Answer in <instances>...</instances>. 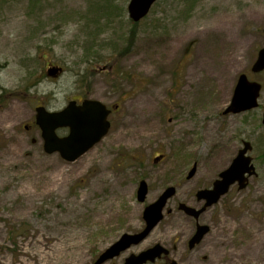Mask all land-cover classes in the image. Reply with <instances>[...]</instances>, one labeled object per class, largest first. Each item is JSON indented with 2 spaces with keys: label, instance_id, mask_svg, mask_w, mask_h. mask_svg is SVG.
<instances>
[{
  "label": "rangeland",
  "instance_id": "374dc122",
  "mask_svg": "<svg viewBox=\"0 0 264 264\" xmlns=\"http://www.w3.org/2000/svg\"><path fill=\"white\" fill-rule=\"evenodd\" d=\"M49 2L29 13V0H0V264H92L122 235L145 228L146 207L170 187L176 194L164 221L105 264L158 243L184 254L180 235L190 223L167 209L212 189L244 141L257 175L212 206L215 227L192 264H264V72L251 71L264 47V0H158L138 23L131 52L108 48L98 64L83 61L89 43L81 34L93 28L84 32L85 19L72 14L96 19L100 3L113 10L101 16L103 38L122 46L137 25L130 0ZM51 64L65 73L46 77ZM243 74L263 85L259 108L223 115ZM83 98L120 106L109 134L75 162L47 154L36 108L58 111Z\"/></svg>",
  "mask_w": 264,
  "mask_h": 264
},
{
  "label": "water",
  "instance_id": "95a60500",
  "mask_svg": "<svg viewBox=\"0 0 264 264\" xmlns=\"http://www.w3.org/2000/svg\"><path fill=\"white\" fill-rule=\"evenodd\" d=\"M156 2L157 0H131L128 5L129 18L133 22L139 23L147 17ZM62 71L63 69L60 67H51L48 70V76L56 78ZM252 71L254 73L264 71V48L259 51ZM261 91L262 85L260 83L250 81L246 75H241L234 90L231 103L224 113L240 114L258 108ZM36 112V124L42 131L45 152L49 155L59 153L62 159L67 162H74L86 154L106 137L111 128L108 120L111 110L97 100L87 99L81 104L71 101L60 112H51L45 107H38ZM62 128H68L69 134L61 138L57 135V130ZM252 149L251 143L245 142L243 149L238 152L231 166L220 174L219 180L214 182L213 188L201 190L197 193L199 201H206L202 210L198 211L184 203L180 204V210L190 216L197 217L207 208L217 204L230 191L232 186L238 184L239 191L246 189L250 178L256 175V168L252 163L253 159L249 156ZM162 159L163 157H158L154 162L157 163ZM196 170V166L193 167L188 175V180L195 176ZM148 193L149 187L146 181H141L137 191V200L140 203H144ZM175 194L176 189L170 187L156 202L146 207L143 213V219L146 223L144 230L138 234H124L116 243L102 253L94 264H105L131 247L141 244L162 221L167 203ZM208 231V227L198 226L196 235L190 241V247L193 248L200 243ZM167 253L168 251L162 245L156 244L140 254L130 255L124 264L155 263L162 254L166 255ZM170 264H176V262Z\"/></svg>",
  "mask_w": 264,
  "mask_h": 264
},
{
  "label": "trees",
  "instance_id": "16d2710c",
  "mask_svg": "<svg viewBox=\"0 0 264 264\" xmlns=\"http://www.w3.org/2000/svg\"><path fill=\"white\" fill-rule=\"evenodd\" d=\"M49 1L50 0H29V4H28L29 13L30 12L39 13L40 11H43L44 10L43 7L47 4H49L50 3ZM103 3H104V1H103ZM109 4H110V2L107 1L106 5H109ZM112 6L114 7V4H112ZM95 7L96 6H94V8ZM97 11L98 12L101 11V14L99 16H97L96 19L93 16L90 17L87 13L77 12L75 14H72V20H76L77 18H84L85 19L84 32L89 31L88 27L90 29L93 28V30H94V33L92 30L90 33H87V34L82 33L81 34V36H83L84 39L89 43L88 46L86 48H84L86 52H84L85 58L83 59V61H87V62L89 61L88 63L94 62L96 64L102 62L103 61L102 54H104V52L106 50H108V48H110L109 51L113 52L112 53L113 55L116 54V55H121L122 57H124L127 54H129L131 52L130 44L132 43V45H133V42L137 39V36H138V32L136 31L138 24L135 25L134 29L130 31V35L128 37H126V33L124 34V36H123V41L125 42L124 45L118 46L116 41H111V39L109 40L107 38H103L105 36L106 32L102 33L105 30V26H102L104 24V19H102V18L105 17L108 19L109 17H111L113 10L106 9V7L102 6V3H100V4H98ZM62 15H63V13H62ZM101 16H102V18H101ZM67 23L68 22H65L64 24H67ZM79 25H81V22L79 23ZM103 41L106 44H104ZM109 62H107L105 64V66H108ZM105 66H104V69H106ZM88 72L89 71H86V73H88Z\"/></svg>",
  "mask_w": 264,
  "mask_h": 264
},
{
  "label": "flooded vegetation",
  "instance_id": "af4514ba",
  "mask_svg": "<svg viewBox=\"0 0 264 264\" xmlns=\"http://www.w3.org/2000/svg\"><path fill=\"white\" fill-rule=\"evenodd\" d=\"M77 100H79V99H77ZM117 111L118 110H114L112 112V114L117 112ZM111 126H112V123H111ZM65 131H67V130H65ZM196 198H197V194H196ZM205 204H206V201H199L197 199L196 202L193 205H191V207H193L196 210L200 211V210H202L204 208ZM179 205L177 207V210H175V211L172 210L171 208L167 209V215L176 214V216L182 217L185 220H187L188 223H190V231L189 232H185V233L180 235L181 240L184 241L185 253L178 256V255L174 254L175 252H174L173 248H168L165 245L163 246L162 244H160L168 251V253L166 255L162 254V256L160 258H158L155 261V263H149L148 262L147 264H164V263H171L172 261H176L178 264H181V262L179 260H182V259L184 260V261H182V263L192 264V263H194L193 260L195 261V259H196V254L198 252H200L204 248L203 243L205 242L207 237H209L211 235V233H212V231H213V229L215 227V223H216L213 220L214 219L213 216L209 214L210 209L212 207L211 208H207L202 213H200L197 217H195V216L188 215L183 210H180ZM223 216H226V214L224 213ZM164 219L165 218H163L162 221H164ZM162 221L159 224H161ZM198 226H206V227L209 228V231L204 236V238L202 239V241L200 243L196 244L193 248H191L190 247V241L196 235V233L198 231ZM143 229H144V227H143ZM143 229H141L140 231H142ZM140 231H138L136 233H132V234H137ZM146 239L144 240V242L146 241ZM144 242H142L141 244H139L137 246H134V247L130 248L129 250L141 246ZM148 248H150V247H148ZM148 248H146V249H148ZM120 257L121 256H118L117 258H120ZM117 258H115L113 260H116ZM126 258H128V256H126L124 259H122L120 262H118L116 264H123L125 262Z\"/></svg>",
  "mask_w": 264,
  "mask_h": 264
},
{
  "label": "bare ground",
  "instance_id": "6f19581e",
  "mask_svg": "<svg viewBox=\"0 0 264 264\" xmlns=\"http://www.w3.org/2000/svg\"><path fill=\"white\" fill-rule=\"evenodd\" d=\"M149 103H152V102H149ZM152 106H154L155 107V105L154 104H152ZM146 109H147V107H146ZM148 109H151L150 107H148Z\"/></svg>",
  "mask_w": 264,
  "mask_h": 264
}]
</instances>
